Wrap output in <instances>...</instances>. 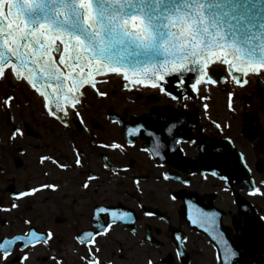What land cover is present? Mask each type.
<instances>
[{
    "label": "flooded vegetation",
    "instance_id": "flooded-vegetation-1",
    "mask_svg": "<svg viewBox=\"0 0 264 264\" xmlns=\"http://www.w3.org/2000/svg\"><path fill=\"white\" fill-rule=\"evenodd\" d=\"M259 78L261 82L249 75L243 87L209 85L201 92L209 97L207 101H172L150 89L126 90L119 77H104L108 83L98 87L108 96L100 98L88 88L79 107L83 122L73 114L69 128L47 116L41 98L31 88L0 81V100L9 92L16 97L10 111L0 106V243L31 230L46 232L51 228L55 233L51 248L38 245L30 249L28 264H52L48 258L52 255L63 258L64 264H81L79 255L85 253V246L75 237L107 219L94 218L96 206H109L116 212H132L133 220L120 223L106 238H97L101 260L144 264L145 255H152L159 264H215L212 234L206 231L209 225L201 228L191 219H199L201 210L214 211L218 213L216 227L225 239L239 243L242 229L238 224L243 215L253 220L264 216V196L249 195L253 186L264 189V78ZM229 91L234 93L235 112L228 108ZM185 103L187 109L182 107ZM204 103L209 105L207 110ZM120 117L144 124L145 131L138 138L127 136L124 125L115 123ZM173 123L183 125L197 142L201 137L216 142L229 170H214L229 176L230 182L211 175L213 169L206 165L214 161L202 159L196 144L176 145L169 136L163 159L151 154L153 139L168 136L162 130ZM14 127H21L25 135L9 141ZM128 140L134 144L128 145ZM111 141L123 144L125 150L99 147ZM74 150H80L81 159L86 160L83 169L73 164ZM41 155H52L71 168L61 170L48 161L41 164ZM125 165L127 171L122 170ZM163 172H168V181L159 178ZM89 175L97 179L89 181L91 187L85 191L81 184ZM177 176L181 180L175 179ZM137 177L139 188L133 182ZM183 179L190 184L183 185ZM39 183H58L60 188L14 199V193ZM173 192L182 194L172 201ZM13 202L19 205L17 209L2 210L11 208ZM149 212L151 216L146 215ZM260 231L257 229L258 235ZM176 234L186 237L180 249L185 251L182 261L175 258ZM9 247L15 249L9 259L19 264L21 243Z\"/></svg>",
    "mask_w": 264,
    "mask_h": 264
},
{
    "label": "snow or ice",
    "instance_id": "snow-or-ice-1",
    "mask_svg": "<svg viewBox=\"0 0 264 264\" xmlns=\"http://www.w3.org/2000/svg\"><path fill=\"white\" fill-rule=\"evenodd\" d=\"M249 75L264 78V0H0V81L31 88L41 98L47 116L64 128L71 126L73 114L83 122L79 107L86 99L88 88L100 98L108 96L107 91L98 87L108 83L104 77H119L126 90L150 89L172 101L194 98L207 101L209 97L201 94L202 89L219 83L243 87ZM227 95L228 108L235 112L231 102L234 93L229 91ZM15 99L9 92L0 100V106L10 111ZM182 107L187 109L188 104ZM208 107L207 103L203 104L205 110ZM115 123L124 125L127 136L138 138L145 131L144 124L134 120L125 122L123 117ZM215 127L219 130L221 125L215 124ZM162 131L169 135L153 139L154 157L163 159L169 136L176 145L196 144L202 159L214 161L206 165L213 169L211 175L230 182L229 176L214 170H229L228 161L217 149L216 142L204 137L197 142L183 125L175 123ZM24 135L21 127H14L8 140L15 141ZM127 144L133 145L134 141L128 140ZM99 147L125 150L116 141ZM143 151L148 153L149 149ZM73 154V164L83 169L86 160L81 159V151L74 150ZM39 160L41 164L45 161L56 164L61 170L71 168L52 155H41ZM104 167L109 165L106 163ZM122 170L127 171L128 165ZM159 178L168 181L170 176L163 172ZM96 179L95 175H89L81 188L88 191L89 181ZM175 179L181 180V177ZM133 182L139 188V177ZM182 183L188 186L190 180L183 179ZM59 188L58 183H39L13 196L14 199L32 197ZM181 194L173 192L169 199L175 201ZM249 195L264 196V189L253 186ZM18 207L13 202L11 208L2 210ZM217 216L214 211L201 210L199 219L190 217L201 228L209 225L206 231L212 234L215 264H252V261L264 264V259H260L264 255V216L253 220L243 215L238 224L242 229L239 243L225 239L216 227ZM94 218L103 219V223L75 237L85 246L79 260L81 264H112L111 260H101L97 238H106L120 223L133 220V213L96 206ZM257 229L261 230L259 235ZM54 238L55 233L49 228L46 232L31 230L11 240L5 239L0 243V264H12L9 257L15 249L9 246L14 242L21 243L17 255L19 264H28L30 249L38 245L51 248L50 241ZM174 239L178 242L175 258L182 261L185 251L180 249L186 237L176 234ZM48 258L52 264H64L63 258L55 255ZM144 264H159V260L145 255Z\"/></svg>",
    "mask_w": 264,
    "mask_h": 264
},
{
    "label": "water",
    "instance_id": "water-1",
    "mask_svg": "<svg viewBox=\"0 0 264 264\" xmlns=\"http://www.w3.org/2000/svg\"><path fill=\"white\" fill-rule=\"evenodd\" d=\"M225 30H227V29H225ZM241 40H242V37H241ZM241 47H244V45L241 43ZM261 82V81H260Z\"/></svg>",
    "mask_w": 264,
    "mask_h": 264
}]
</instances>
